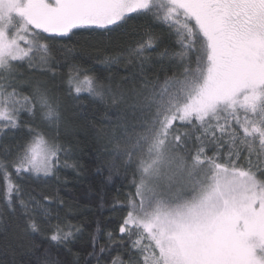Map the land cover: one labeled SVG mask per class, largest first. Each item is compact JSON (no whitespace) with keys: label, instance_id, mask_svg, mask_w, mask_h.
I'll list each match as a JSON object with an SVG mask.
<instances>
[{"label":"snow or ice","instance_id":"obj_1","mask_svg":"<svg viewBox=\"0 0 264 264\" xmlns=\"http://www.w3.org/2000/svg\"><path fill=\"white\" fill-rule=\"evenodd\" d=\"M132 14L174 35L178 48L161 53L174 70L149 74L159 37L148 31L97 58L107 70L124 65L121 83L75 58L63 78L74 102L105 105V123L90 127L111 146L109 170L131 172L108 264H264V0H0V230L12 255L0 264H22L17 250L39 249L37 236L66 246L81 231L53 215V195L24 184L75 167L59 137L65 98L43 77L55 79V53L74 51L66 41L75 30L113 32ZM21 128L23 141L6 143ZM9 217L20 229L12 242ZM97 243L89 256L101 264L113 248L97 256ZM36 264L59 262L44 248Z\"/></svg>","mask_w":264,"mask_h":264},{"label":"trees","instance_id":"obj_2","mask_svg":"<svg viewBox=\"0 0 264 264\" xmlns=\"http://www.w3.org/2000/svg\"><path fill=\"white\" fill-rule=\"evenodd\" d=\"M132 19L123 28L113 32L96 30H75L78 32L71 40L66 41L68 47L74 49L67 53L57 51L55 53L57 72L55 79L51 73L43 78L48 82L51 90L65 98L64 122L61 124L59 137L68 149L69 163L75 167H61L57 177L44 180L24 181L25 187L34 188L37 194H51L55 198L53 215L56 213L66 218L71 223L78 225L81 231L76 238L65 245H56L44 237L37 236L35 239L41 245L39 249L29 252L27 249H18L15 254L17 261L22 264H36V257L42 256L44 248H48L52 257L59 264H96V258L89 256L93 251V238L98 242L96 255L99 256V247L108 245L113 248L111 253H105L101 264H108L110 255L115 256L117 249L109 244L108 233L119 236V224L125 212L121 211L122 205L126 204V197L131 189V172L125 173L123 168L119 172L110 171L108 162L111 159V146L106 142L97 140L95 131L90 127V122L99 126L105 123V105L99 101L86 98L82 104L74 102L67 97V85L64 76L67 73L66 65L73 62V58L85 67L93 70L95 75L104 83H121L124 75V65H113L111 70L105 69L97 59H103L105 55H120L129 47L135 45L145 32L151 31L159 37L157 47L150 52L152 66L149 74L159 73L173 69V61L162 59L161 53L165 49L171 53L178 48L175 44L174 35L168 34V29L153 20L132 14ZM62 47L61 45L57 46ZM174 70V69H173ZM20 72L28 77L29 70L21 67ZM42 74L36 73L34 79H40ZM111 113L109 112V115ZM21 119L35 125L38 130L55 134L39 119H33L22 114ZM26 129L21 128L14 136H10L6 143L15 145L23 141ZM2 186V182H0ZM62 201V203H60ZM3 220L0 219V225ZM9 242L14 241L16 233L20 231L16 227V221L9 217ZM5 233L0 230V260L12 259L10 253H6L2 247Z\"/></svg>","mask_w":264,"mask_h":264}]
</instances>
